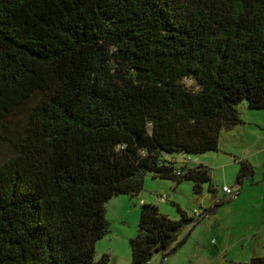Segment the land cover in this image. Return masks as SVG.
Listing matches in <instances>:
<instances>
[{
    "label": "trees",
    "instance_id": "1",
    "mask_svg": "<svg viewBox=\"0 0 264 264\" xmlns=\"http://www.w3.org/2000/svg\"><path fill=\"white\" fill-rule=\"evenodd\" d=\"M243 101L264 109V0H0V264H109L107 203L149 173L215 193L176 155L218 151ZM179 211L142 205L131 264L187 242L204 218Z\"/></svg>",
    "mask_w": 264,
    "mask_h": 264
},
{
    "label": "rangeland",
    "instance_id": "2",
    "mask_svg": "<svg viewBox=\"0 0 264 264\" xmlns=\"http://www.w3.org/2000/svg\"><path fill=\"white\" fill-rule=\"evenodd\" d=\"M244 120L233 130H223L219 150L188 157L190 165L204 161L211 169L212 183L217 188L209 191L203 185L202 193H195L193 182L177 183L172 179L154 178L148 174L142 192L136 197L121 194L107 203V217L111 232L96 244V259L110 255L109 264H131L130 238L138 231L140 212L144 203L158 205L161 212L173 219L181 214L189 216L196 209L205 210L217 200H224L201 223L186 226L179 238L190 233L187 242L167 258L154 255L149 264H242L254 253H262L264 246V109H251L246 101L238 105ZM177 157V166L185 160ZM187 157V156H186ZM253 159L254 176L245 178L242 187L237 186L239 163L236 159ZM255 180V181H254ZM254 181V182H253ZM235 189V197H225L222 186ZM165 197L164 201L160 199ZM257 243V244H256ZM259 244V245H258ZM243 245L244 248H243Z\"/></svg>",
    "mask_w": 264,
    "mask_h": 264
},
{
    "label": "crops",
    "instance_id": "3",
    "mask_svg": "<svg viewBox=\"0 0 264 264\" xmlns=\"http://www.w3.org/2000/svg\"><path fill=\"white\" fill-rule=\"evenodd\" d=\"M235 128H236V127H235ZM235 128H234V129H235ZM181 158L185 160V165H184V166H186V167H194V166H196V165H198V164H201V163L204 164V163H205L204 161H202V162H200V163H195L194 165H190V160H191V159H190L188 156H187V157H186V156H181ZM246 158H247V157H246ZM176 159H177V158H176ZM247 159H248V160L252 163V165H253V159H252V158H247ZM235 160L238 161L239 159H236V158H235ZM205 165H206V164H205ZM253 176H254V174H253ZM248 178H249V177H248ZM254 181H255V180H254ZM254 181H253V182H254ZM224 186H227V185H223L222 188H223ZM222 191H223V189H222ZM223 194H224L225 197H230L229 200H231V197H234V196H231V195H227V194H225L224 191H223ZM160 199H161L162 201H164V199H166V198H162V195H161ZM220 200H221V201H224V200H222V199H220ZM217 201H218V200H217ZM204 211L206 212V214H208V215L210 214L208 211H206V209H205ZM193 216H194V215H193ZM193 216H192V217H193ZM260 243H262V244H260V245L264 246V242H260ZM256 244H257V243H256ZM258 245H259V244H258ZM244 246H245V245H243V248H244ZM261 252H262V253H254V254L251 256V258L254 257V256L264 255V248H263V251H261ZM251 258H250V259H251ZM245 262H248V261H244L243 263H245Z\"/></svg>",
    "mask_w": 264,
    "mask_h": 264
},
{
    "label": "built area",
    "instance_id": "4",
    "mask_svg": "<svg viewBox=\"0 0 264 264\" xmlns=\"http://www.w3.org/2000/svg\"><path fill=\"white\" fill-rule=\"evenodd\" d=\"M179 172H180V170H179ZM223 191L225 192V194H227V195H231V196H236L237 195V191L235 190V189H232V188H230V187H228V186H224L223 188ZM162 198H165V197H163L162 196ZM207 215L208 214H206V212L204 211V210H200V209H196L195 211H194V218L195 219H201V218H206L207 217Z\"/></svg>",
    "mask_w": 264,
    "mask_h": 264
}]
</instances>
